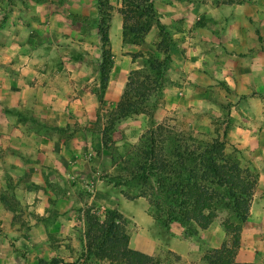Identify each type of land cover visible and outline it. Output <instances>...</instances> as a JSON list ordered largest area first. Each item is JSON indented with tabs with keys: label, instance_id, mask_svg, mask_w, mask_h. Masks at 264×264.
Segmentation results:
<instances>
[{
	"label": "rangeland",
	"instance_id": "374dc122",
	"mask_svg": "<svg viewBox=\"0 0 264 264\" xmlns=\"http://www.w3.org/2000/svg\"><path fill=\"white\" fill-rule=\"evenodd\" d=\"M10 1L0 0V8ZM107 4L102 7L107 26L112 19L120 21L123 9L139 16L137 26L130 17L124 37L118 30L124 49L112 55L126 58L129 71L145 80L149 94L140 110L121 118L112 105L101 102L89 126L76 122L68 130L84 133V141L90 133L81 153L89 169L79 173L88 174V181L44 171L37 178L20 173L3 178L0 264L50 259L58 264H125L94 255V249L86 255V209L99 220L105 210L115 211L114 223L128 247L138 227L149 233L157 240L151 264H186L171 251L182 248L179 242L198 249V256H190L195 264L218 261L226 248L229 264H237L240 241L245 249L254 246L263 254L264 149L259 140L264 139V0H148L139 8H125L121 0ZM47 9L75 12L65 16L70 25L76 23L75 34L67 27L59 41L76 45L78 57L96 59L102 46L95 30V0H47ZM92 81L84 85L93 88L97 75ZM201 158L233 164L254 179L244 221L228 207L225 188L213 183L207 185L216 192L208 226L176 219L177 198L170 194V182L176 180L170 173L197 170ZM235 227L237 243L232 244Z\"/></svg>",
	"mask_w": 264,
	"mask_h": 264
},
{
	"label": "crops",
	"instance_id": "0c3cea01",
	"mask_svg": "<svg viewBox=\"0 0 264 264\" xmlns=\"http://www.w3.org/2000/svg\"><path fill=\"white\" fill-rule=\"evenodd\" d=\"M10 2L0 8V182L20 174L37 178L43 171L57 178L76 175L88 181V174L79 173L89 169L81 153L90 133L84 141V133L72 135L68 130L76 122L89 126L95 118L100 103L93 88L98 85L100 53L96 59L87 54L78 57L76 45L59 41V33L68 31L67 27L76 32V23L70 25L65 17L70 18L73 10L57 14L47 9V0ZM119 16L120 21L112 19L107 28L111 65L101 94L102 102L113 107L129 72L126 58L112 55L124 49L118 33L122 23ZM93 39L99 43L94 34ZM95 75L97 83L89 89L84 83ZM94 140L100 143L98 138ZM259 143L264 149V139ZM128 243L131 249L148 256L157 252V240L140 227ZM179 245L182 248L171 251L186 264H195L190 256H198V249L186 248L182 242ZM239 245L237 264H264V253L255 252L254 246L245 249L241 241Z\"/></svg>",
	"mask_w": 264,
	"mask_h": 264
},
{
	"label": "trees",
	"instance_id": "16d2710c",
	"mask_svg": "<svg viewBox=\"0 0 264 264\" xmlns=\"http://www.w3.org/2000/svg\"><path fill=\"white\" fill-rule=\"evenodd\" d=\"M148 0H121L123 5H133L139 8L142 3ZM98 12L96 27L101 42L100 62L98 69V85L94 89L99 103L102 102L101 94L107 81L109 67L111 65V53L108 46L107 22L104 24L105 13L103 8H108L107 0H95ZM150 5V4H148ZM103 7V8H102ZM121 35L126 34L128 27L127 22L131 16L127 10H121ZM134 26H137L139 16H132ZM155 64H151L150 68L156 71ZM148 88L145 80L138 76L135 71H129L123 90L119 100L116 102L114 110L117 117L121 118L130 113L140 110L141 103L148 96ZM104 143V141H103ZM214 147V146H213ZM145 153H149L150 149L145 148ZM220 152L219 148L213 149ZM179 156L177 155V158ZM166 163V161H165ZM174 163L177 162L174 160ZM164 167H166L164 165ZM174 176L176 182H170L172 188L170 194L176 197V208L178 213L176 219L183 222H193L198 228H205L209 225L214 217L215 190L207 185L213 183L218 187H224L229 202V208L234 212L239 221H244L248 210V201L250 192L254 185V179L242 175L239 168L233 164L218 165L211 158H201L197 170H185L179 168L178 172L170 173ZM114 217H118L113 210H105L103 218L99 220L98 216L86 209L84 211L85 218V251L86 255L93 253L102 258L109 260L122 259L125 264H151L152 257L127 246V237L122 234L118 225L114 223ZM228 225V224H227ZM226 227V226H225ZM236 230V235H235ZM228 231V230H227ZM232 244L237 243V227L232 230ZM92 249H94L93 252ZM227 248L218 253V261H210V264H229L227 256ZM91 252V253H90ZM38 264H58L55 259L49 261L41 260Z\"/></svg>",
	"mask_w": 264,
	"mask_h": 264
}]
</instances>
